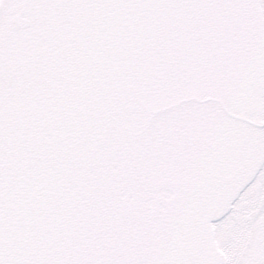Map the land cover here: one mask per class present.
Listing matches in <instances>:
<instances>
[{"label": "snow or ice", "instance_id": "obj_1", "mask_svg": "<svg viewBox=\"0 0 264 264\" xmlns=\"http://www.w3.org/2000/svg\"><path fill=\"white\" fill-rule=\"evenodd\" d=\"M0 264H264V0H0Z\"/></svg>", "mask_w": 264, "mask_h": 264}]
</instances>
